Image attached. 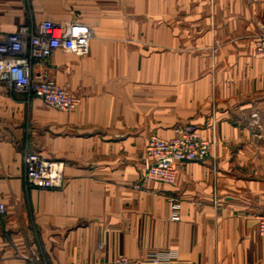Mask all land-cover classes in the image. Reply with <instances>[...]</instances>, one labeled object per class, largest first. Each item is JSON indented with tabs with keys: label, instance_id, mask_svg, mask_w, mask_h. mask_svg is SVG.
I'll use <instances>...</instances> for the list:
<instances>
[{
	"label": "crops",
	"instance_id": "obj_1",
	"mask_svg": "<svg viewBox=\"0 0 264 264\" xmlns=\"http://www.w3.org/2000/svg\"><path fill=\"white\" fill-rule=\"evenodd\" d=\"M43 20L84 23L93 38L83 57L49 58L52 78L80 98L73 110L0 84V201L21 252L4 245L0 264H103L119 255L139 264H264L255 217L264 209V127L246 124L252 111L264 116V56L253 43L264 0H0V33ZM177 45L183 55H211L198 66L211 73L189 80L194 66L171 62ZM177 123L212 141L209 156L178 164L172 184L135 187L147 136L171 137ZM27 150L61 163L62 189L24 188ZM169 195L179 199L178 220L169 218Z\"/></svg>",
	"mask_w": 264,
	"mask_h": 264
},
{
	"label": "built area",
	"instance_id": "obj_2",
	"mask_svg": "<svg viewBox=\"0 0 264 264\" xmlns=\"http://www.w3.org/2000/svg\"><path fill=\"white\" fill-rule=\"evenodd\" d=\"M92 30L84 23L71 21L64 24L43 20L36 25H20L8 34L0 33V84L7 90L21 92L26 99L36 97L44 104L59 111L73 110L80 98L58 85L50 75L49 58L56 51L83 57L90 51ZM254 48L264 56V28L257 34ZM38 68V69H37ZM209 154V142L201 138L198 127L180 125L174 136L160 138L154 134L147 137L144 151V172L140 187L148 180L172 184L176 166L183 162L200 161ZM24 185L26 189L60 190L64 181L61 163L32 151L22 155ZM171 220L179 219V199L167 196ZM5 211L0 201V214ZM257 228L264 236V209L256 215ZM158 258L154 257L153 262ZM103 264H139L119 255Z\"/></svg>",
	"mask_w": 264,
	"mask_h": 264
},
{
	"label": "rangeland",
	"instance_id": "obj_3",
	"mask_svg": "<svg viewBox=\"0 0 264 264\" xmlns=\"http://www.w3.org/2000/svg\"><path fill=\"white\" fill-rule=\"evenodd\" d=\"M174 25H179V24L176 23V24H173V26ZM261 25H259L258 30L256 31V33L253 36L254 37V41H255V38H256V34L262 28H264V25H262V26ZM173 37H175V36H173ZM140 44H144L146 47L148 46L147 40H140ZM155 48L157 50V53L164 48L163 47V43H160L159 42L158 37L156 39ZM190 50L192 52L193 49H190ZM181 51L183 52V51H185V49L184 48H181L179 46L172 48L171 62L172 63L188 62L190 65H193L194 66V67H192L193 69L190 70V71H188V75H189L188 76V79L189 80L190 79H194V78H198V77H202L204 74H210L211 73V71H203V70L198 69V66L201 67L204 64H208V63L211 62V58H212L211 55L194 54L193 52H192L193 54L190 52L187 55H183V54H181ZM161 58H162V56L157 55V61H160V62L163 61ZM79 59H81V58H79ZM261 117H264V116L258 115L256 111H252L251 112V114L249 115V119L246 120L247 121L246 124L248 123V125H249L248 129L251 132H252V130H257V129L258 130L259 129L261 130L262 127H264V123L261 122V119H262ZM186 124H192V123H183V124L182 123H177V124H175L173 126V128H172L173 129V135L171 137L174 136L175 129L178 126H180V125H186ZM192 125H194V124H192ZM198 130H199V128H198ZM254 132L255 133H253V134H256L257 131H254ZM152 134H154V133H152ZM199 134H200V132H199ZM154 135H156V136H158L160 138L166 137V136H159L157 134H154ZM200 136H201V134H200ZM253 136H255V135H253ZM168 138H170V137H168ZM201 138L207 140L209 142V147L211 146V144H212V141L211 140L206 139V138H204L202 136H201ZM165 139H167V138H165ZM146 140H147V138H146ZM145 144H146V141H145ZM144 151H145V147H144ZM209 154H210V151H209ZM209 154H208V156H209ZM207 157H205V158H207ZM143 161H144V153H143ZM23 186L25 188V185H24V173H23ZM26 190H28V189H26ZM4 213H5V211L2 214H0V260H1V257L3 256L4 251H5L4 245H7L8 246V249H11L13 251V255H17V256H20L21 255L20 250L16 246H11V245H14V243H13L14 240L11 239L12 236H10L11 235L10 232L7 231L6 228H5L4 220H3L4 219ZM9 247H11V248H9Z\"/></svg>",
	"mask_w": 264,
	"mask_h": 264
}]
</instances>
